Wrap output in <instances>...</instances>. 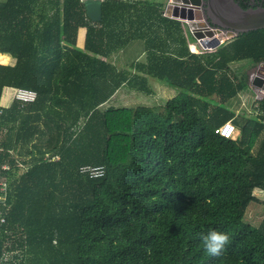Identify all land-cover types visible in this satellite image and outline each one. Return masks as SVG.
Returning <instances> with one entry per match:
<instances>
[{"label":"trees","instance_id":"obj_1","mask_svg":"<svg viewBox=\"0 0 264 264\" xmlns=\"http://www.w3.org/2000/svg\"><path fill=\"white\" fill-rule=\"evenodd\" d=\"M85 1H0V53L16 60L0 65V264H264V219L245 221L264 205V98L257 115L227 106L250 81L230 64L264 59V29L195 54L189 21L161 0H104L101 22ZM131 40L145 46L137 69L178 90L164 112L104 107L131 79L103 58ZM6 88L37 99L3 108ZM228 122L238 139L216 133ZM210 229L229 237L217 256Z\"/></svg>","mask_w":264,"mask_h":264},{"label":"rangeland","instance_id":"obj_2","mask_svg":"<svg viewBox=\"0 0 264 264\" xmlns=\"http://www.w3.org/2000/svg\"><path fill=\"white\" fill-rule=\"evenodd\" d=\"M2 1V0H0ZM176 7V6H175ZM175 13V12H174ZM175 17V16H174ZM175 19H179L176 18ZM186 28L190 29V35L194 38V42L191 44L193 46V50L197 51L199 54L207 55L209 53H213L215 50L213 49H205L200 44L201 36L204 38H207V34H209L204 26L200 24L199 22L191 21V22H185L183 23ZM223 38L226 39L224 43L230 42L234 40V38H228L225 35H223ZM222 39V38H221ZM224 40V39H223ZM203 45V44H202ZM12 57V56H11ZM12 59H14L12 57ZM15 60V59H14ZM10 63V62H9ZM231 71L233 75L241 76V75H247L250 79V75H261L264 73V59L257 60L255 62L253 61H241V62H235L230 64ZM133 66H129L128 69L121 70L122 72L126 73V76L131 79V82L129 84H126L125 86H121L119 89L121 92L119 93V96L117 98L112 99L106 106L104 107H110L114 106L116 108L124 107V108H137L141 106H148L152 108H159L160 110L158 112H164L165 104L169 99L174 98L177 95V89H174L170 85L166 83H161L159 81L156 82V80H148L147 86L145 90L139 91L138 85L134 84V70ZM243 75V76H244ZM249 84L251 83V80L249 81ZM130 87H133L132 89ZM255 89V96L258 95V100L263 99L260 90L257 89L255 86H253ZM252 89V88H251ZM118 90V91H119ZM123 91H126V96H123ZM13 89H5L3 93V97H1V106L5 107L11 103V101L14 99L12 98L14 94ZM243 97H252V94L250 90H245L243 92ZM239 99V98H238ZM238 99H231L228 101L227 106L231 110L234 108V105L238 102ZM248 100V99H244ZM215 101V100H214ZM219 102V99L217 100ZM240 102V101H239ZM214 105V103H212ZM227 107V108H228ZM241 107V108H240ZM239 108L241 111H246L245 107L242 106V102H240ZM234 140L238 139L239 137V131L234 134L233 136ZM256 151V150H255ZM15 157L17 154H13ZM264 219V205L262 203H256L251 204L250 207L247 209L245 221L248 223H251L252 225L256 226L259 225ZM15 255H18V253H15ZM11 254H7V258L10 259Z\"/></svg>","mask_w":264,"mask_h":264},{"label":"water","instance_id":"obj_3","mask_svg":"<svg viewBox=\"0 0 264 264\" xmlns=\"http://www.w3.org/2000/svg\"><path fill=\"white\" fill-rule=\"evenodd\" d=\"M173 2H176L177 7H174L175 13L171 12L172 17L189 22L197 21L209 33L207 39L201 41L206 49H216L224 44L226 39L223 35L235 39L244 33L264 29V7L245 10L234 0H209L207 3L209 15H205L202 9L206 0H173ZM85 5L88 17L100 22L101 0H86ZM222 27L227 30H223ZM251 83L257 89L264 91V76L253 75Z\"/></svg>","mask_w":264,"mask_h":264},{"label":"crops","instance_id":"obj_4","mask_svg":"<svg viewBox=\"0 0 264 264\" xmlns=\"http://www.w3.org/2000/svg\"><path fill=\"white\" fill-rule=\"evenodd\" d=\"M103 1L104 0H102L101 2L103 3ZM124 1H127V0H124ZM129 1H133V0H129ZM154 1H157V0H154ZM159 2H161L165 5L164 6V12H163L164 15L167 17L173 18L171 15V12H172V14L174 13V7L176 6L175 5L176 2H173V0H161ZM102 17H103V15H102ZM94 22H96V21H94ZM86 34H87L86 28H79V30L77 32L76 44H77V47L80 49L85 48ZM0 54H2V53H0ZM145 54H146V52H145L144 42L142 40H131L125 46V48L123 50H120V52L112 55L110 58H107V59L103 58V60L106 62H109L115 68L116 72L114 73V75L115 74L120 75V73L122 72L121 70H125V69H128L129 66H133V68H134L133 70H134V74H135L134 80H136V83H134V84L138 85V88H139V85L147 84L148 80H156L152 77H149L147 74H145L141 70L139 71L137 69V66L139 64L145 65ZM2 55L5 57L6 63L0 64V65H9L10 64L13 66L16 63V60L12 59V57L9 54H2ZM230 70H231V68H230ZM230 72L233 75L232 71H230ZM251 76H253V75H251ZM261 76H264V75H261ZM156 82H157V80H156ZM130 88L132 89L133 87H130ZM253 88L254 87L252 84H249L247 87V90H250V92L252 94V97H250L251 99H249L248 97H243V92L246 89L243 92H241L235 98L236 100L239 98L236 105H234V108L231 109L232 111L235 112V115L243 113V111L240 110L241 107L239 108L240 102H242V106L245 107V109H246L245 112L248 113L249 115H257L259 113L258 112V108H259L258 104H259V101H261L262 99L258 100L259 97H258V95L255 96V94H254L255 89H253ZM8 89H12V88H8ZM139 91H141V89H139ZM120 92L121 91L119 90L112 97V99L117 98V96H119ZM125 92L126 91H123V96H126ZM12 96H13L12 98H14V94ZM2 97H3V95H2ZM244 99H248V100L244 101ZM12 102H13V100L11 101V103L9 105L6 106V108H8L12 104ZM3 108H5V107H3ZM235 128H236V132L238 130L240 133V130L237 127H235ZM261 140L256 145V148H255L256 151L258 150V148L260 147V145L262 143ZM257 196L261 201H264V191H262V190L257 191Z\"/></svg>","mask_w":264,"mask_h":264},{"label":"built area","instance_id":"obj_5","mask_svg":"<svg viewBox=\"0 0 264 264\" xmlns=\"http://www.w3.org/2000/svg\"><path fill=\"white\" fill-rule=\"evenodd\" d=\"M200 45L203 46L202 44ZM190 47L192 48V45H190ZM259 92L261 93L262 97H264V91L260 90ZM15 99L18 100L23 105L33 103L37 99V93L27 89H19L15 93ZM216 133L224 138L233 139L234 138L233 136L236 133V128L232 122H228L222 127L218 128L216 130ZM99 175H101V171L99 169L95 168L90 171V177H97ZM6 191H7L6 184L3 183L0 184L1 201L5 200L7 194ZM5 223H6V219L3 217L2 212L0 211V227L3 226Z\"/></svg>","mask_w":264,"mask_h":264},{"label":"clouds","instance_id":"obj_6","mask_svg":"<svg viewBox=\"0 0 264 264\" xmlns=\"http://www.w3.org/2000/svg\"><path fill=\"white\" fill-rule=\"evenodd\" d=\"M193 46L194 45H192V48L190 47L191 51L195 54H199V53H197V51L193 50ZM202 47L204 48V46H202ZM216 49H213V50H216ZM261 75H263V74H261ZM250 80H251V78H250ZM17 90H19V89H17ZM17 90H15L14 92L16 93ZM15 93H14V99L13 100L18 101L15 99ZM29 104H32V103H29ZM200 239H201L204 250L208 254L213 255V256L220 255V253L225 249V247L227 246V244L229 242V237H228L227 233L220 232L217 230H212V229H210L207 232V234H201Z\"/></svg>","mask_w":264,"mask_h":264},{"label":"flooded vegetation","instance_id":"obj_7","mask_svg":"<svg viewBox=\"0 0 264 264\" xmlns=\"http://www.w3.org/2000/svg\"><path fill=\"white\" fill-rule=\"evenodd\" d=\"M208 1L209 0H206V2L204 3V7H203V12L205 13V15H209V12H208V10H207V6H208ZM237 4H239V6H240V1L241 0H234ZM245 4H247L248 5V9H255V8H260V7H263V5H264V0H248V1H245L244 2ZM242 8V7H241ZM245 10H247V9H245ZM209 22H211V21H209ZM207 23V22H206ZM212 23V22H211ZM207 26H208V24H207ZM213 27V26H212ZM216 28H219L218 26H216ZM222 29L223 30H227V29H225V28H223L222 27ZM263 75H264V73H263ZM252 76L250 75V78H251Z\"/></svg>","mask_w":264,"mask_h":264},{"label":"bare ground","instance_id":"obj_8","mask_svg":"<svg viewBox=\"0 0 264 264\" xmlns=\"http://www.w3.org/2000/svg\"><path fill=\"white\" fill-rule=\"evenodd\" d=\"M0 61H1V58H0Z\"/></svg>","mask_w":264,"mask_h":264}]
</instances>
